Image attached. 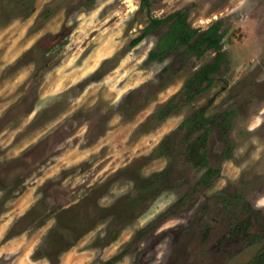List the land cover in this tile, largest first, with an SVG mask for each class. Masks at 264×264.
<instances>
[{
  "label": "rangeland",
  "instance_id": "obj_1",
  "mask_svg": "<svg viewBox=\"0 0 264 264\" xmlns=\"http://www.w3.org/2000/svg\"><path fill=\"white\" fill-rule=\"evenodd\" d=\"M141 4L0 0V264H103L124 250L118 264L264 263V0ZM177 11L218 24L225 53L186 103L217 53L150 60L169 25L130 47L151 16ZM171 98L179 108L152 121ZM201 110L210 122L183 127Z\"/></svg>",
  "mask_w": 264,
  "mask_h": 264
},
{
  "label": "trees",
  "instance_id": "obj_2",
  "mask_svg": "<svg viewBox=\"0 0 264 264\" xmlns=\"http://www.w3.org/2000/svg\"><path fill=\"white\" fill-rule=\"evenodd\" d=\"M151 5V0H142L141 7L138 12L142 11L144 8H148ZM150 24L143 30V33L133 39L130 43V47H136L139 45L146 36L151 34L154 30L164 26L169 25L168 31L158 42L157 48L154 49L150 55V60L165 61L171 54L177 52L179 55L197 56L202 57L205 53L210 50H214L217 55L213 62L206 64L201 67L185 84L182 97L185 103L187 101H193L195 97L202 92H204L208 87H210L214 82V75L222 68L225 53L223 45V36L220 33V28L218 24L212 25L206 30L193 27L189 22V14L187 11H177L170 14L164 18H158L151 16ZM170 66L165 68V71H169ZM207 84L206 87L204 84ZM175 105V98L169 99L156 114L151 117L152 121H156L158 124L164 122L175 110L178 109ZM196 119H188L183 123V127H189L190 125L200 126L203 122H210L211 118L204 117V111H199L195 114ZM226 122L230 119L229 113H224ZM164 147V142L157 148L161 150ZM211 174L213 171L206 173L202 180L204 182L210 181ZM80 225V224H79ZM51 237L56 243L61 241H66L67 235L65 233H60V230L53 229L51 231ZM52 241V242H53ZM70 249L69 247L59 248L57 254L60 252H65ZM128 253V250L111 257L103 264H118ZM37 257V256H35ZM34 257V258H35ZM37 259V258H35ZM58 264V263H53Z\"/></svg>",
  "mask_w": 264,
  "mask_h": 264
},
{
  "label": "clouds",
  "instance_id": "obj_3",
  "mask_svg": "<svg viewBox=\"0 0 264 264\" xmlns=\"http://www.w3.org/2000/svg\"><path fill=\"white\" fill-rule=\"evenodd\" d=\"M256 122H257V124L260 123V118L259 117H256ZM254 206L256 208L264 207V194H259L258 195V198L255 200ZM176 223H179V221H173V224H176ZM169 226H171V225H165V227H169Z\"/></svg>",
  "mask_w": 264,
  "mask_h": 264
},
{
  "label": "flooded vegetation",
  "instance_id": "obj_4",
  "mask_svg": "<svg viewBox=\"0 0 264 264\" xmlns=\"http://www.w3.org/2000/svg\"><path fill=\"white\" fill-rule=\"evenodd\" d=\"M246 223H247V222H244V223H240V224H238V226L235 228V231L238 230L240 233H243L244 230L246 229V227H245ZM246 235H247V234H246ZM262 262H264V258H261V259L259 260V263H262ZM262 264H264V263H262Z\"/></svg>",
  "mask_w": 264,
  "mask_h": 264
},
{
  "label": "crops",
  "instance_id": "obj_5",
  "mask_svg": "<svg viewBox=\"0 0 264 264\" xmlns=\"http://www.w3.org/2000/svg\"><path fill=\"white\" fill-rule=\"evenodd\" d=\"M29 23H30V22H29ZM29 42H30V45H31V44L33 43V40H31V41H29ZM30 45H29V46H30Z\"/></svg>",
  "mask_w": 264,
  "mask_h": 264
}]
</instances>
